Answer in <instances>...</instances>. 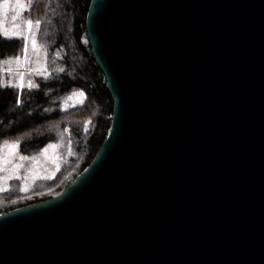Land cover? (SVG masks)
Instances as JSON below:
<instances>
[{"label":"water","instance_id":"water-1","mask_svg":"<svg viewBox=\"0 0 264 264\" xmlns=\"http://www.w3.org/2000/svg\"><path fill=\"white\" fill-rule=\"evenodd\" d=\"M86 26L109 133L0 214V264H264V0H92Z\"/></svg>","mask_w":264,"mask_h":264},{"label":"trees","instance_id":"trees-1","mask_svg":"<svg viewBox=\"0 0 264 264\" xmlns=\"http://www.w3.org/2000/svg\"><path fill=\"white\" fill-rule=\"evenodd\" d=\"M25 1L24 18L40 21L37 40L48 54L50 73L36 77L33 87H18L5 84L0 70V147L18 142L22 155L35 157L55 146L60 166L28 186L25 178L11 180L0 190V214L63 191L95 157L114 110L105 75L85 42L92 0ZM24 53L25 39L0 29V60Z\"/></svg>","mask_w":264,"mask_h":264},{"label":"rangeland","instance_id":"rangeland-1","mask_svg":"<svg viewBox=\"0 0 264 264\" xmlns=\"http://www.w3.org/2000/svg\"><path fill=\"white\" fill-rule=\"evenodd\" d=\"M25 0L0 1V29L4 35L23 37L25 53L9 60H0V70L4 73L5 84L18 87L35 86V78L48 75V54L37 40L38 24L25 19ZM85 42L90 43L85 37ZM59 54V53H58ZM56 147L45 149L40 155L27 157L20 153L18 142H8L0 147V190L11 180L25 178L27 186L41 177H52L60 166Z\"/></svg>","mask_w":264,"mask_h":264},{"label":"snow or ice","instance_id":"snow-or-ice-1","mask_svg":"<svg viewBox=\"0 0 264 264\" xmlns=\"http://www.w3.org/2000/svg\"><path fill=\"white\" fill-rule=\"evenodd\" d=\"M17 2L19 3V2H20V0H17ZM27 23H28V25H29V26H31V24H32L33 22H32L31 20H29ZM36 23H37V24H39V23H40V21H39V20H37V21H36Z\"/></svg>","mask_w":264,"mask_h":264},{"label":"flooded vegetation","instance_id":"flooded-vegetation-1","mask_svg":"<svg viewBox=\"0 0 264 264\" xmlns=\"http://www.w3.org/2000/svg\"><path fill=\"white\" fill-rule=\"evenodd\" d=\"M58 53V52H57Z\"/></svg>","mask_w":264,"mask_h":264}]
</instances>
